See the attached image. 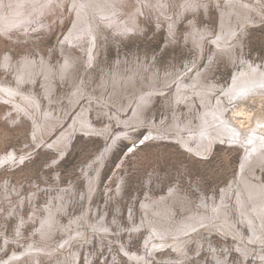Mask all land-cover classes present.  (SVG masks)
<instances>
[{"label": "bare ground", "instance_id": "1", "mask_svg": "<svg viewBox=\"0 0 264 264\" xmlns=\"http://www.w3.org/2000/svg\"><path fill=\"white\" fill-rule=\"evenodd\" d=\"M64 1L7 0V7L0 9V27L6 26L12 29L8 33L9 36L13 35L12 31L15 33L28 26L32 29L35 23L49 28L52 20L51 17H47V13L53 10L59 11L63 8ZM2 3L3 1L0 0V6ZM71 4L76 10V20L64 41L66 45L72 46H80L87 39L98 40L97 37L106 36L100 29L101 21L99 23L97 17L95 19L96 13H99L98 18H103L104 24L113 20L116 24L135 26L139 10L145 14L153 8L158 14L169 16L172 7L176 4H181L182 11L199 7L216 8L219 12L216 38L214 34L210 35L211 31L206 27L203 30L194 28L196 33L191 35L194 45L197 44L201 51L206 39L216 48H220L221 45L224 46L235 38V33L241 27L245 29L250 24L264 21V0H138L136 2L71 0ZM255 17L259 18L255 19ZM28 34L29 32L25 39L33 37ZM59 48L64 62L59 64L58 69L52 67L44 58L41 66L33 61L36 62L35 67H32V62L25 60L20 66L17 87L0 80V100L8 102L16 110L14 118L10 116L11 120L19 118L21 113L28 116L32 122L34 142L38 145L42 144L41 147L54 149L61 154L76 133L97 136L102 138L105 144L96 155L97 162L88 168L86 189L83 188L80 193L76 190L75 184H66L54 189L49 187L48 200L43 206L34 201L38 197V192L30 191L23 195L22 199L26 198L25 201L30 199L31 205L35 202L37 204L32 209L29 219L22 216L19 224L14 227L12 235L2 234L0 249L11 247L12 250L9 258L6 259L3 255L0 257V264H78L83 255L82 251H89L87 243L92 241L94 243L95 239L99 246L118 244L131 264H151L150 258L158 260L163 258L164 264H180L182 261L184 264H190V262L186 263L191 253L188 250V242L194 239L198 247L197 251L201 250L205 247L203 242H207L204 238L205 234L211 232L236 238L238 242L235 244L236 249L244 260L252 254L255 256L253 264H264V251H254V244L264 246V183L249 181L244 173L245 168L247 171L264 161V67L246 61L240 67L234 68L226 84L216 81L207 83L203 79L204 75L199 73L200 69L197 68L196 62L192 61L176 74L171 71L161 72L157 68L144 71L137 67L131 69L130 73L114 70L112 74L109 72L103 74L99 82L91 85L92 67L96 65L93 62L96 56L93 45L90 44L88 50V61L83 58L86 64L82 66V75L78 77L76 66L78 64L81 66V61L69 47V53L65 45H59ZM41 73L44 76L46 106L38 93L26 92L20 87L29 81L34 83L37 75ZM56 77L70 80L72 86L71 91L67 90V94L58 99L54 91ZM173 85L176 88L170 93L169 89ZM158 97L161 98V106L165 107L166 120L168 118V122L162 124L153 121L150 123L145 119L147 109L152 108V103ZM64 98H67L68 106H64L62 102ZM232 101L238 105L231 109L229 117L226 113L229 112ZM53 103L57 104V110ZM197 103L200 107H197ZM182 105L188 107L187 116L184 117L180 113ZM73 108H75L74 112L78 113L73 116L69 126L64 128L65 123L59 128ZM91 110L99 112L96 116L104 119L102 124L98 122L94 124L91 121ZM64 111L66 114L63 115ZM193 114L198 116V124H195ZM140 128L148 132L144 137L137 138L135 133ZM51 133H54L53 137L47 139ZM152 138L160 142L175 143L185 151L201 157L210 153L216 141L225 142L229 146H241L244 151L237 176H232L229 186L222 188L218 200L216 197L208 199L203 192L201 198L196 199L195 195L191 196L190 193L177 187L170 188L166 194L154 195L148 192L147 198L140 206L139 224L133 221L134 210L128 211V220L132 222L127 229L128 227L120 224L119 217H113L111 220L104 210L101 211L100 207L95 205L99 191V175L113 146L128 140L132 146L130 151L133 149L136 151L137 143L140 142L139 145L142 146ZM27 156L25 151L20 154L14 150L0 153V170L17 166L27 159ZM26 163L27 160L23 164ZM6 186L5 184V188ZM106 189L109 190L108 187ZM12 194L7 190L5 194L0 193V217L13 212ZM74 197H76L75 202ZM22 199L19 200L20 203ZM229 199L234 201V206ZM6 204L9 205V212L5 210ZM195 205L200 208L199 211L194 210ZM75 206L80 209L73 214ZM177 206L181 209L180 215ZM186 214L188 215L183 217ZM63 215L66 219H63ZM92 215L94 218L91 217ZM177 215H179L178 219ZM30 224L32 229L30 233H26L25 230ZM123 231L130 232L127 236H131V232L144 233L146 235L142 244L144 250H129L121 239ZM210 245L214 248L212 242ZM166 247L169 248L166 254H162L164 256L159 257L158 254H154ZM206 247L209 249V246ZM169 251L176 252L181 261L179 260L178 263L177 258H173ZM221 254L215 251L211 253V257L217 264H227ZM93 256L90 252H86L84 255L86 263L92 262ZM197 259L202 262L200 257Z\"/></svg>", "mask_w": 264, "mask_h": 264}, {"label": "rangeland", "instance_id": "2", "mask_svg": "<svg viewBox=\"0 0 264 264\" xmlns=\"http://www.w3.org/2000/svg\"><path fill=\"white\" fill-rule=\"evenodd\" d=\"M2 1L0 9L7 7V0ZM65 1L63 2V8L59 11L53 10L47 13V17H51L52 20L49 28L35 23V27L32 29H29L30 26H28L23 28L24 30L15 33L12 31L13 35L9 36L8 33L12 29L6 26L0 27V80L8 85L16 86L18 73L21 70L20 66L25 60L32 62L33 66H31L35 67L36 62L41 66L43 64L42 58H44L52 67L58 69L59 64L64 62L59 45H65L68 53L69 47L70 51L81 61V66L79 64L76 66L77 77L82 75L81 69L86 64L85 60L86 62L88 61L90 44L93 45V51L96 50L93 62L96 65L92 67L93 83H90L91 85L99 82L103 74H107V72L112 74L114 70L130 73L131 69L137 67L144 71L157 68L161 72L171 71L176 74L179 70H183L188 64H191L192 61L196 62L197 68L200 69L199 73L204 75L203 79L207 83L216 81L220 84H226L230 80L234 68L240 67L246 61L264 67V21L250 24L245 29L241 27L235 33L236 37L228 41L226 45H221L220 48H216L212 42H208L206 39L204 40L203 51H201L197 44L194 45L191 35L196 33L194 28L203 30L206 27L211 31L210 35L214 34L216 38L219 25V12L216 8L203 9L199 7L198 9L182 11L181 4H176L172 7L169 16L158 14L153 8L147 9L148 11L145 14L139 10L135 26L123 23L116 24L113 20L104 24L102 23L103 18H98L99 13H96L95 19L97 17L96 20L98 22L101 21L102 24L99 22L101 25L100 29L106 36L101 35V37H97L98 40L87 39L80 46H72L66 45L64 38L76 20V10L71 4V0ZM132 1L136 2L138 0ZM52 14L54 15L52 16ZM257 18L259 17H255V19ZM241 29L244 30L242 31ZM28 32L33 37L25 39ZM213 49L214 51H212ZM233 59L234 61H232ZM33 61L36 62L33 63ZM54 82L56 83L54 91L57 93V99L72 89L71 82L68 79L56 77ZM175 85L169 89L170 93H173L176 88ZM20 87L24 88L26 92L35 91L42 101L45 102L44 105H47L42 73L37 75L34 83L29 81ZM160 97L156 98L152 103L153 109L148 108L146 111L145 119L150 123L152 121L156 124L168 122V118L166 120V115L164 114L166 113L164 112L165 107L161 106ZM53 98H56V96H53ZM62 102L64 106H68L67 98H64ZM197 104V107H200V104ZM52 105H55L56 110L58 109L57 104L53 103ZM234 105L230 102L229 112L226 113L229 117ZM13 108L8 102L0 100V153L14 150L20 154L25 151L28 156L27 159L17 166L14 165L0 170V173L2 172L0 176V193L5 194L6 190L10 191L13 193L12 201H14L12 204L13 212L0 217V244L2 234L12 235L14 227L19 224L22 216L29 219L32 215V209L37 203L42 206L45 204L49 196V187L54 189V187L66 186V184H75L74 186L78 193L83 188L86 189L88 168L97 162L96 155L103 149L105 144V141L97 136L76 133L66 150L61 154L54 149L41 147L42 144H35L32 137L33 127L31 120L24 113H21L19 118L16 116L17 118L13 119L16 113ZM74 111L75 108L69 111L64 123L59 128L65 123L64 128L69 126L73 116L78 113ZM187 111L188 107L182 105L180 108L182 117L187 116ZM98 113V111L95 112L94 110L90 112L91 121L94 124H102L104 122L102 117L96 116ZM64 114H66L65 111L63 112ZM11 115L13 120L10 119ZM193 117L196 120L195 124H198V116L193 114ZM114 128L117 130V126ZM147 132L148 130L140 128L135 134H137V138L140 136L142 138ZM53 135L54 133H51L47 139L53 137ZM139 143H137L136 151L134 149L130 151L132 146H130V141L128 140L113 146L101 168L98 184L99 191L95 199V205L99 206L101 211L104 210L106 215L110 217L109 219L112 220L113 217H119L120 224L126 227L131 226L132 221L128 220L127 213L132 209L134 210L133 221H137V224H139L141 203L150 192L154 195L166 194L170 188L177 187V189L190 193L191 196L195 195L196 199H200L201 192H203L208 199L216 197L218 200L222 188L224 186L228 187L230 181H232L231 179L237 176L244 151L241 146H229L225 142L216 141L210 153L205 157H201L185 151V149L175 143L160 142L153 140V138L143 143V147ZM26 160L27 163L24 165L23 163ZM118 164L121 166L119 167ZM116 168L117 171H115ZM244 171L249 181L264 183V161L259 165H254L252 168L250 167L247 171L245 168ZM235 180L237 181L236 178ZM18 183L21 184L19 185ZM5 184L7 185L6 188ZM30 191L38 192V197L34 200L37 203L35 202L32 205L30 204V199H27V201H25L26 198L22 199L23 195L30 193ZM20 199L23 200H21V203L19 202ZM229 200L231 201V199ZM73 201H76V197L73 198ZM233 203L234 201L232 200V206H234ZM194 207V210H200L196 205ZM79 209L80 207L75 206L72 213L79 212ZM176 209H178L177 211H179L178 214L180 215L181 209L179 206ZM5 210L10 211L9 205L5 207ZM179 215H177V219ZM187 215H183V217ZM91 217L94 218V215ZM63 219H66V216L63 215ZM180 219H182V216H180ZM31 225L25 230L26 233H30ZM112 227L115 226L112 225ZM245 231L247 232V230ZM128 233L123 231L121 235L123 244L132 251L144 250L142 244L146 235L137 231L136 233L131 232V236H127L130 235ZM204 238L207 241L203 242L205 247L202 249L200 247L201 250L198 251L194 239L188 242V250L191 253L189 254V259H186V263L217 264L211 257V253L215 251L222 253L221 257L227 264H253V261L255 262V256L252 254L245 260L243 259L236 249L235 244L238 242L234 237H225L217 232H211L205 234ZM211 242L214 248H211ZM87 246L89 251H82L83 255L78 264H131L116 243V247L108 244L99 246L95 239L94 243L93 241L89 242ZM206 246H209V249ZM10 248L4 247L0 249V257L3 255L6 259L9 258L12 250ZM168 248L158 250L154 254L162 257L164 256L162 254H166ZM254 248V251H264L263 245L254 244ZM86 252L94 255L91 258L92 262L86 263L87 260L84 257ZM169 253L173 258H177L178 263L181 261L176 252L169 251ZM198 257L202 259V262L197 259ZM150 259H152L151 264H164L163 258L159 260L156 258ZM44 262L47 263L46 260ZM182 262L180 264H184Z\"/></svg>", "mask_w": 264, "mask_h": 264}, {"label": "water", "instance_id": "3", "mask_svg": "<svg viewBox=\"0 0 264 264\" xmlns=\"http://www.w3.org/2000/svg\"><path fill=\"white\" fill-rule=\"evenodd\" d=\"M231 103H235V101H232ZM236 105H238V103H235V105H234V107L236 106ZM230 119H232V118H230ZM233 120V119H232ZM116 146V145H115ZM109 154H110V152H109Z\"/></svg>", "mask_w": 264, "mask_h": 264}]
</instances>
